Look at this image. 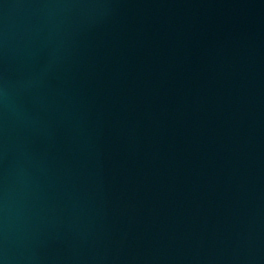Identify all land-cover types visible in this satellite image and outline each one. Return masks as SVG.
<instances>
[{
	"label": "water",
	"instance_id": "95a60500",
	"mask_svg": "<svg viewBox=\"0 0 264 264\" xmlns=\"http://www.w3.org/2000/svg\"><path fill=\"white\" fill-rule=\"evenodd\" d=\"M0 264H264V0H0Z\"/></svg>",
	"mask_w": 264,
	"mask_h": 264
}]
</instances>
